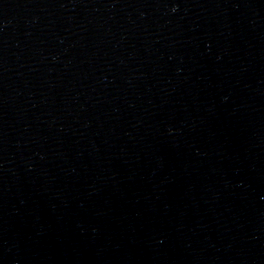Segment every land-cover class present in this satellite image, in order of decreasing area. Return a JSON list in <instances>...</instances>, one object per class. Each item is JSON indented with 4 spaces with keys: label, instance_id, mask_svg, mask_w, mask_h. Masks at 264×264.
I'll use <instances>...</instances> for the list:
<instances>
[{
    "label": "water",
    "instance_id": "water-1",
    "mask_svg": "<svg viewBox=\"0 0 264 264\" xmlns=\"http://www.w3.org/2000/svg\"><path fill=\"white\" fill-rule=\"evenodd\" d=\"M0 264H264V0H0Z\"/></svg>",
    "mask_w": 264,
    "mask_h": 264
}]
</instances>
